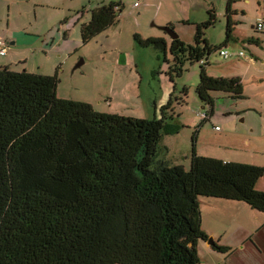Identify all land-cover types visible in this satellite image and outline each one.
I'll list each match as a JSON object with an SVG mask.
<instances>
[{
    "label": "trees",
    "instance_id": "obj_1",
    "mask_svg": "<svg viewBox=\"0 0 264 264\" xmlns=\"http://www.w3.org/2000/svg\"><path fill=\"white\" fill-rule=\"evenodd\" d=\"M233 1L220 46L204 38L216 23L212 9L195 26L192 45L133 35L164 62L168 51L176 75L185 62L200 65L195 93L209 108L200 126L213 115L216 94L243 98L239 77L206 72L209 56L231 37ZM121 12L120 2L92 9L79 28L82 45ZM56 76L0 67V264H199L197 245L209 240L201 198L244 203L264 215V192L256 189L264 167L198 157L194 150L187 170L159 158L161 135L177 128L171 100L152 120L100 113L58 98ZM210 247L230 251L214 241Z\"/></svg>",
    "mask_w": 264,
    "mask_h": 264
},
{
    "label": "rangeland",
    "instance_id": "obj_2",
    "mask_svg": "<svg viewBox=\"0 0 264 264\" xmlns=\"http://www.w3.org/2000/svg\"><path fill=\"white\" fill-rule=\"evenodd\" d=\"M227 1L142 0L141 7L134 9L135 0H0V38L8 44L7 57L12 56L11 49L34 50L17 54L27 58V69L35 71L40 67L53 76L58 67L56 96L88 103L96 112L152 120L160 117L161 107L171 100L174 121L170 123L177 128L161 135L158 154L170 165L189 169L194 150L198 157L264 167V29H254L257 19L264 16V0H234L230 4L229 16L234 25L222 48L231 54L241 52L253 63L235 57L225 61L218 51L209 56L207 74L222 77V70L231 66L230 73L241 79L243 98L233 100L216 94L213 115L201 126V115L209 113V108L201 104L195 93L200 65L185 62L181 74L176 75L170 71L168 51L164 62L162 55L151 47L139 46L133 37H167L158 29L165 19L181 41L192 45L195 26L205 22L207 11L212 9L216 23L204 30V38L209 45L220 46L226 35ZM110 2L122 5L117 22L82 45L79 25L89 20L90 11L96 6ZM82 13L66 37L70 52L67 56L71 57L65 59L61 54L62 62L58 53L46 57L45 42L57 34L58 21L65 15L76 18ZM186 21L188 24H183ZM7 23L13 47L5 34ZM24 65L12 71L22 72ZM222 242L230 246L225 254H212L200 243L199 264H264L263 255L252 244H241L230 235Z\"/></svg>",
    "mask_w": 264,
    "mask_h": 264
},
{
    "label": "crops",
    "instance_id": "obj_3",
    "mask_svg": "<svg viewBox=\"0 0 264 264\" xmlns=\"http://www.w3.org/2000/svg\"><path fill=\"white\" fill-rule=\"evenodd\" d=\"M47 1H51V0H47ZM141 4H142V0L138 8H134V7L133 8L139 9L141 7ZM83 15H84L83 13L78 14V17L76 18L75 17L70 18L69 16L65 15V17L62 18V20L58 21L59 28L56 34L57 37L55 35L53 36V38H50V41L45 42V46L47 48L46 50L47 52H45L46 57H49L50 55L54 56V53L56 54L58 53V59H60L61 62H62L61 54L64 55L65 59L66 58L69 59L71 57V56L69 57L67 56L70 54V52L68 50V42L66 41V37L68 36L69 30L73 28L79 22V19ZM88 21L89 20H87L86 22ZM160 23H162L161 24L163 25L162 27L164 26L169 27V25L171 26V24L165 19H163V21ZM80 25H79V28H80ZM61 26L64 27L62 30H61ZM8 27H9V23L5 25V32H6L5 34H6L8 42H10L11 38H8V33H7ZM24 36H29V35H24ZM148 38H163L167 41V44L170 40L166 36H151V35L148 36L147 38H141V39H148ZM10 44L12 46L14 42L12 41L10 42ZM11 50L13 52L12 56H8V57L6 56V59H5V56L0 57L5 60V61H0V67H7L8 69L13 70L15 69L14 67H18L22 64L23 65L25 64L23 66L24 71L28 73L39 74V75H44V76H51L49 72L47 73V72H42L41 70H39L41 69L40 67L36 68L38 70H35V71L33 69H27L26 67L27 58L25 57L19 58L17 56V54L23 52L24 50L33 52L34 50L32 51L31 48L27 47L26 49H20V50L11 49ZM234 59L239 60L240 58L235 57ZM242 59L247 60V62L250 64L253 63L251 58H246L244 56ZM113 63L117 64L114 61ZM208 64H209V60H208ZM53 67L54 65H52L51 69H53ZM131 68L132 67H129L128 69H131ZM230 69H231V66L228 68V70L223 69L221 72L222 73L221 76L222 77H238V76H234L233 74H231ZM57 71H58V67H57ZM57 71H55L54 74L55 73L57 74ZM262 179L263 178H261L257 182L256 189L258 191L264 192V183ZM200 214H201V228L206 233L208 238L212 240V242L215 241L220 246L229 248L230 246H228L226 243H223L222 239L226 237L227 235H230V237L235 238L236 240H239L241 244H245V243L252 244L254 249L257 250L264 257V215L263 214L251 210L244 203L222 200V199H205V198L200 199ZM200 243H201V246L202 247L204 246V248L208 250L210 253L215 254L210 247L211 245L207 244L206 242H200ZM200 243H198V245ZM198 245H197V249H198Z\"/></svg>",
    "mask_w": 264,
    "mask_h": 264
},
{
    "label": "built area",
    "instance_id": "obj_4",
    "mask_svg": "<svg viewBox=\"0 0 264 264\" xmlns=\"http://www.w3.org/2000/svg\"><path fill=\"white\" fill-rule=\"evenodd\" d=\"M140 2L141 0H136L134 3H133V7L134 8H138L140 6ZM255 28L257 31H262L264 29V16L257 19V23L255 25ZM7 49H8V45L7 43L0 39V57H4L7 53ZM219 56L221 58H223L224 60H229L231 59L232 57H239V58H243L244 57V54L239 52V53H235V54H231L229 53L227 50H221L219 52ZM201 118H205V115L202 114L201 115Z\"/></svg>",
    "mask_w": 264,
    "mask_h": 264
},
{
    "label": "water",
    "instance_id": "obj_5",
    "mask_svg": "<svg viewBox=\"0 0 264 264\" xmlns=\"http://www.w3.org/2000/svg\"><path fill=\"white\" fill-rule=\"evenodd\" d=\"M158 29L160 31L164 32L170 40H175V39L178 38V36L176 35V33L170 27H167V26L165 27L164 26V27H159ZM77 67H79V65H77L76 68ZM206 243L209 244V245H212L213 242H212L211 239H209Z\"/></svg>",
    "mask_w": 264,
    "mask_h": 264
}]
</instances>
